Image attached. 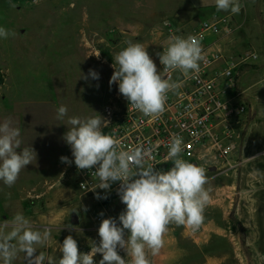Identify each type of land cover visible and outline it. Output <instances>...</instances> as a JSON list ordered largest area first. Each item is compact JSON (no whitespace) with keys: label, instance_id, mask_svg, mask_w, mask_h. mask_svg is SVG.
Wrapping results in <instances>:
<instances>
[{"label":"rangeland","instance_id":"obj_1","mask_svg":"<svg viewBox=\"0 0 264 264\" xmlns=\"http://www.w3.org/2000/svg\"><path fill=\"white\" fill-rule=\"evenodd\" d=\"M240 3L241 12L232 14L218 12L215 0H0V27L15 33L0 38V124L10 119L20 130L18 151L32 147L36 153L13 186L0 181V226L21 213L36 227L50 228V241L37 250L51 264H58L68 235L80 253H89L92 242L99 243V225L92 219L126 206L116 196L102 209L78 191L74 157L63 139L68 117L101 115L103 125L106 105L124 106L118 84L110 86L109 80L125 41L142 43L152 58L167 40V25L191 29L224 17L233 34L215 40L237 46L229 54L222 50L224 56L235 61L246 53L257 57L239 68L237 93L247 109L237 148L227 159L197 164L209 177L204 222L195 233L169 225L163 248L150 259L151 264H264V0ZM89 69L99 73L98 80L80 78ZM61 105L68 113L58 120ZM61 156L73 163H62ZM119 254L126 256L122 250ZM100 259L98 253L96 264ZM13 264H26L24 254Z\"/></svg>","mask_w":264,"mask_h":264},{"label":"clouds","instance_id":"obj_2","mask_svg":"<svg viewBox=\"0 0 264 264\" xmlns=\"http://www.w3.org/2000/svg\"><path fill=\"white\" fill-rule=\"evenodd\" d=\"M15 7V5H11ZM216 10L239 14L240 0H215ZM15 33L0 27V38L7 39ZM199 38L188 35L171 37L167 48L157 53L163 72L179 71L185 78L198 75L204 59ZM126 47L114 57L115 64L109 85L118 84V92L128 102V110L139 111L144 116L157 118L165 111L167 95L181 87L182 82L165 79L142 43L125 41ZM100 55V54H99ZM99 55H96L99 57ZM99 79V73L89 69L87 75ZM68 109L61 105L57 119L67 116ZM70 125L63 139L70 146L78 170H91L98 178L92 187L96 199H107L96 189L107 192L119 182L118 195L126 207L118 218L102 219L98 227L99 243L92 242L89 253H80L72 235L64 238L59 251L58 264H151L150 257L159 255L169 225L184 226L193 233L204 222V210L211 201L206 170L182 158L183 138L172 135L167 143L165 160L172 162L166 171L156 170L152 155L154 148L135 146L125 149L121 141L102 131V116L68 117ZM19 128L10 119L0 124V181L11 187L20 172L36 159L32 147L20 149ZM62 163L72 160L61 156ZM104 215L103 212L100 213ZM72 228V226H69ZM8 228L10 230L5 231ZM73 230H76L75 228ZM51 239V229L38 228L23 214L17 213L6 225L0 226V264H13L17 255L24 254L26 264H51L37 246L46 245ZM123 251L126 256L119 253ZM38 252V254H37Z\"/></svg>","mask_w":264,"mask_h":264},{"label":"built area","instance_id":"obj_3","mask_svg":"<svg viewBox=\"0 0 264 264\" xmlns=\"http://www.w3.org/2000/svg\"><path fill=\"white\" fill-rule=\"evenodd\" d=\"M166 27L167 40L154 52L152 59L165 79L182 82L181 87L168 93L165 111L157 118L128 110L127 101L120 109L106 105L103 108L102 131L118 138L125 149L138 145L145 149L154 148L153 163L159 171H166L172 165L164 157L168 152L167 143L174 134L183 138L184 151L181 155L187 162L197 165L208 158L227 159L237 148L239 130L247 109L239 102L237 93L239 68L255 61L257 57L254 53H246L238 55L235 61L224 56L215 39L230 36L234 31L231 21L224 17L204 21L191 29ZM188 35L202 38L200 43L204 59L200 62L199 74H190L189 78H185L179 71L163 72L164 66L159 63L157 53L167 48L171 37L186 38ZM72 171L80 194L101 204L102 209L106 207L104 203L110 204L117 199L115 193L119 189V182L113 183L107 192L96 189L101 196L107 195V199H96L95 192L91 191L99 182L92 174L95 168L78 170L73 164ZM112 194L115 198L111 199ZM120 213H105L92 220L100 225L102 219L118 218Z\"/></svg>","mask_w":264,"mask_h":264},{"label":"crops","instance_id":"obj_4","mask_svg":"<svg viewBox=\"0 0 264 264\" xmlns=\"http://www.w3.org/2000/svg\"><path fill=\"white\" fill-rule=\"evenodd\" d=\"M240 26V25H239ZM183 28V27H181ZM220 43V47L221 49L226 53V54H229V53H232V52H235L237 46L236 45V42L234 41H230V43L226 42V40H220L219 41Z\"/></svg>","mask_w":264,"mask_h":264},{"label":"trees","instance_id":"obj_5","mask_svg":"<svg viewBox=\"0 0 264 264\" xmlns=\"http://www.w3.org/2000/svg\"><path fill=\"white\" fill-rule=\"evenodd\" d=\"M102 55H103V57L107 60V61H109V62H111L112 61V59H111V57H110V55L108 54V53H105V52H103L102 53ZM118 67V66H117ZM122 98H123V101L126 103V99L122 96ZM173 165H170V168L172 167ZM110 198L112 199V198H115V196H114V194H112L111 196H110Z\"/></svg>","mask_w":264,"mask_h":264},{"label":"water","instance_id":"obj_6","mask_svg":"<svg viewBox=\"0 0 264 264\" xmlns=\"http://www.w3.org/2000/svg\"><path fill=\"white\" fill-rule=\"evenodd\" d=\"M115 195H116V196H119V195H118V190H117V192L115 193ZM71 222H72V223H76V222H77V220H76V216H75V215H72Z\"/></svg>","mask_w":264,"mask_h":264}]
</instances>
